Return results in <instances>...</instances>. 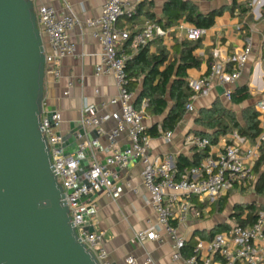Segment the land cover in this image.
<instances>
[{
  "label": "built area",
  "instance_id": "built-area-1",
  "mask_svg": "<svg viewBox=\"0 0 264 264\" xmlns=\"http://www.w3.org/2000/svg\"><path fill=\"white\" fill-rule=\"evenodd\" d=\"M33 1V0H32ZM130 0H105L99 17L79 21L73 16L58 17L50 6L41 5L35 9L36 23L41 34L47 38L49 51L45 50V74L54 79L60 77L62 59L74 56L76 48L69 39V32L77 26L91 29V35L101 46L100 62L95 67V75L111 74L115 80L116 95L97 106L85 103L80 119V130L76 133L78 151L69 156H62V148L67 145L64 135L59 131L62 117L59 111L50 110L43 100L40 117L41 134L45 138L51 155L54 173L65 194V202L69 210L71 223L76 235L84 245L85 250L94 258L96 264H112L108 252L102 245L103 232H88L84 230V204H78L84 195L94 194L104 189V194L114 199L119 190L114 185L117 172L114 168L126 167L130 159H137L143 166L142 184L150 197L156 219L155 226L135 233L132 243L142 244L144 241L161 240L155 228H163L166 235L173 241L174 252L172 260H182L183 264H264V211H260L254 222L246 227L233 225L222 233L215 234L209 240L196 239L193 252L188 257L182 256L184 241L177 234V227L184 225L190 216L200 217L201 212L192 209L191 199L200 202L212 203L223 194L234 188L245 189L254 180L253 166L260 156L259 147L263 140L260 136L254 145L245 144V140L236 133H228L219 137L215 144L207 138L195 134H187L183 144L197 150H205L206 156L198 167L184 169L178 172L175 169L171 156H151L150 139L145 134L143 125V111L147 100H142L141 110H136L133 104L134 93L129 89V80L125 72V62L128 57L118 55L119 46L132 38L131 49L137 51L158 37L167 36L154 21L145 19L139 31L131 32L117 28L120 18H130L135 14V4ZM177 29H184L185 39L191 42L199 41L205 34V29L194 25L179 24ZM219 59L220 52L215 51V61L210 64L207 75L189 81V87L194 95L186 106V112L194 111L193 101L206 95V91L215 82L225 88L223 98L231 101V86L240 78L241 73L251 54V45L246 44L241 50L232 55ZM231 69L227 71V66ZM71 83L63 93L69 95ZM117 106L118 110L101 114L99 111L107 106ZM256 111L264 115V100L255 106ZM113 121L114 126L105 133L103 125ZM264 125V121H263ZM92 128L97 136L106 134L107 145L104 149L106 156L100 160L94 152L98 146V138L89 139L86 129ZM125 133L129 146L123 150L116 147L121 134ZM158 133L169 142L172 132H163L158 127ZM89 150L88 159L90 169L80 178L85 180L89 187L82 185L71 194L78 181L76 171L79 165L76 157L82 151ZM93 207V206H92ZM90 214V221L92 218ZM126 264H153L147 256L142 262L135 257L126 258Z\"/></svg>",
  "mask_w": 264,
  "mask_h": 264
},
{
  "label": "crops",
  "instance_id": "crops-1",
  "mask_svg": "<svg viewBox=\"0 0 264 264\" xmlns=\"http://www.w3.org/2000/svg\"><path fill=\"white\" fill-rule=\"evenodd\" d=\"M105 0H33L34 7L50 6L58 17L73 16L79 21L85 19L97 18L101 14L102 6ZM132 3L135 0H130ZM168 0H140L135 4V11L130 18L122 17L117 23V28L129 30L132 33L139 31L145 19L154 21L162 30L167 31V36L158 37L148 45L149 53H155L156 48L160 45L169 53V60L177 56L179 44L185 40L184 29H177L179 24L188 25L185 20L175 22L171 26H166L164 19V5ZM197 6L198 11L207 13L212 10L228 6L231 0H187ZM241 0H238V2ZM243 1V0H242ZM250 12L241 15L235 11L231 14L224 11L221 16L215 18L214 25L205 30L204 36L200 39L198 48L194 51V55L201 59L202 63L198 69H190L187 71V81L195 80L207 75L209 71L208 61L213 63L215 51H219V59L224 56L232 55L241 50L246 44L251 45V54L246 63L240 78L231 86L232 91L241 85H247L250 99L240 105L227 102L223 98L225 88L219 86L215 82L206 91V95L198 97L193 101L194 111L186 112L181 122L172 132V137L167 142L159 133L156 138L150 139V155L163 156L168 154L173 161L179 155H183L189 159L194 154V148L186 147L184 137L192 134L194 131L211 132L210 129L202 126L197 122L200 112L203 109H209L212 104L218 100L225 108L230 110L238 122L242 123V111L244 108L253 106L264 100V0H249ZM138 8V9H137ZM44 48L49 51L47 38L42 35ZM69 39L76 48L74 56L62 59L60 66V77L54 79L50 74H46L44 82V100L50 110L60 112L62 121L60 125V133L65 137L74 129L80 130L81 112L85 105H98L102 101H107L115 96L116 86L113 75H95V67L100 62L101 46L97 39L91 35V29L82 26L74 27L69 32ZM122 45V44H121ZM119 46L118 52L120 56H126L128 59L136 54L131 47L129 52L125 53L122 46ZM140 82V81H139ZM68 83H71L69 95L64 96L63 93L68 89ZM140 89L138 83L134 93L135 103L136 95ZM118 110L117 106H107L100 110L101 114L111 113ZM141 110V108H140ZM256 110V109H255ZM144 112V111H143ZM143 125L149 128L154 124L161 122V117L143 115ZM264 119H262V148L264 151ZM114 126L113 121H108L103 125V131L107 133ZM160 124H158V127ZM157 127V132H158ZM169 132V131H167ZM236 133V131H231ZM229 132V133H231ZM238 135V134H237ZM86 136L89 139L98 138V146L94 149L97 158L102 160L106 156L104 151L107 145L106 134L97 136L92 128L86 129ZM245 144L254 145L256 141L244 139ZM221 137V136H220ZM219 139V138H218ZM129 146V140L125 133L121 134L116 143L119 150H123ZM264 169V165L261 170ZM115 170V168H114ZM143 166L137 159H130L126 167L119 168L117 179L114 185L119 190L116 198L112 199L106 194L99 195L93 202L84 203L87 206H93L95 213L91 215L92 226L97 232H103L102 245L108 252V258L112 264H126V258L135 257L142 262L147 256L152 259L153 264H183L182 260H172L173 241L166 235L163 228L156 227V233L160 235L161 240L144 241L142 244H134L132 240L138 231L149 229L150 225L155 226L156 215L150 205V197L147 190L142 184ZM254 180L250 185L241 190L234 188L223 194L220 198L228 195V199L222 209L218 210L217 202L220 198L212 203L200 202L197 199H191L192 209L201 212L200 217L190 216L188 221L181 226L172 223L177 227V234L183 239L184 243L191 242L195 246L196 239L209 240L210 231L223 227L218 232L222 233L233 225H238L237 217L234 214L235 206L244 205L242 202L233 200L228 203L232 197L240 196L246 189H252ZM254 204V203H245ZM229 207V211L226 207ZM231 206V207H230ZM238 212V211H236ZM248 212L243 211L241 219H245ZM150 222V225H149ZM216 233V234H218ZM183 257H186L182 253ZM215 264H219L216 260Z\"/></svg>",
  "mask_w": 264,
  "mask_h": 264
},
{
  "label": "water",
  "instance_id": "water-1",
  "mask_svg": "<svg viewBox=\"0 0 264 264\" xmlns=\"http://www.w3.org/2000/svg\"><path fill=\"white\" fill-rule=\"evenodd\" d=\"M45 48L32 0H0V264H96L71 223L65 194L41 134ZM74 129L64 137L62 156L78 151ZM89 150L79 165L73 193L90 169ZM119 171V168H115ZM104 189L84 195L91 203ZM81 227L93 232L90 214Z\"/></svg>",
  "mask_w": 264,
  "mask_h": 264
},
{
  "label": "trees",
  "instance_id": "trees-1",
  "mask_svg": "<svg viewBox=\"0 0 264 264\" xmlns=\"http://www.w3.org/2000/svg\"><path fill=\"white\" fill-rule=\"evenodd\" d=\"M211 1V0H206ZM138 9V8H137ZM224 11L233 14L235 11L244 15L250 12L249 0H231L228 6L201 13L194 3L187 0H168L164 5V19L166 26H171L175 22L185 20L188 24L198 28L209 29L214 25L215 18L221 16ZM138 10H136V14ZM156 41V40H155ZM153 42V41H152ZM150 42V43H152ZM147 45L140 47L136 54L125 62V72L129 80V89L135 90L138 83L140 89L136 95L134 107L140 110L142 100H147V106L144 108V114L148 116L161 117L160 127L163 132L174 131L186 114V106L192 101L194 95L187 81V71L198 69L202 63L201 59L194 55L198 48L200 40L191 42L183 40L179 46L177 56L169 60L167 50L158 46L155 53H149ZM132 44V38L122 43V50L128 53ZM120 55V52H118ZM210 60L208 65L210 67ZM264 64V60H263ZM231 66H227V71ZM140 81V82H139ZM250 99L247 85L237 86L231 94V103L240 105ZM242 123L238 122L236 116L223 104L216 100L209 109H203L200 112L197 122L211 130V132L194 131L192 134L207 138L211 144H215L220 136H224L231 131H236L238 135L250 141H256L262 133V119L264 115L259 114L253 106H249L242 111ZM158 124L145 128V134L151 138L159 136L157 132ZM262 143V142H261ZM260 156L253 166V174L256 177L253 189L258 196H264V151L262 144L259 147ZM206 156L205 150L194 149L191 159L179 155L174 161L175 169L178 172L192 167H198L201 160ZM244 190V189H241ZM228 195L220 198L217 202L219 211H222ZM235 215L237 223L241 227L251 225L260 211L255 204L236 205ZM243 211L248 214L245 219H241ZM223 229L216 228L210 231L209 239ZM193 243L184 244L181 251L188 257L193 252Z\"/></svg>",
  "mask_w": 264,
  "mask_h": 264
},
{
  "label": "rangeland",
  "instance_id": "rangeland-1",
  "mask_svg": "<svg viewBox=\"0 0 264 264\" xmlns=\"http://www.w3.org/2000/svg\"><path fill=\"white\" fill-rule=\"evenodd\" d=\"M237 200L242 202L244 205L245 203H254L259 209L264 210V196H258L254 189H246L240 196L232 197L228 200V203H231L233 200ZM231 207V206H230ZM226 209L229 211V207L227 206Z\"/></svg>",
  "mask_w": 264,
  "mask_h": 264
}]
</instances>
